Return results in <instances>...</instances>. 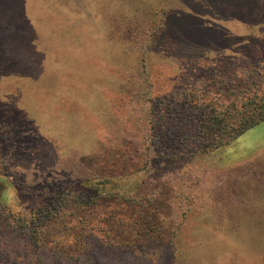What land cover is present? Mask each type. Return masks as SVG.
<instances>
[{"label":"rangeland","instance_id":"obj_1","mask_svg":"<svg viewBox=\"0 0 264 264\" xmlns=\"http://www.w3.org/2000/svg\"><path fill=\"white\" fill-rule=\"evenodd\" d=\"M193 1L211 8L0 0V264H264V121L197 152L177 110L230 70L183 60L196 51L181 37L263 36L264 0L252 17ZM184 4L216 25L206 37L176 20ZM45 208L60 215L34 222Z\"/></svg>","mask_w":264,"mask_h":264},{"label":"trees","instance_id":"obj_2","mask_svg":"<svg viewBox=\"0 0 264 264\" xmlns=\"http://www.w3.org/2000/svg\"><path fill=\"white\" fill-rule=\"evenodd\" d=\"M209 1H214L216 4L220 2L223 4L225 3L232 7L233 11H237L240 14H245L249 17H252L255 10L261 8L259 0H236L235 2L231 0ZM189 2L194 4L195 7L206 6L211 8L210 5H201L193 0H189ZM184 5L187 8V11H180L179 13L174 14L176 20H179L180 22L182 21L188 25L192 31L198 32L197 38L198 35L199 37H206L208 35V28L216 27V25H205L200 21V18L198 19L194 16V13L196 12L191 5ZM243 8H246V10L242 11ZM209 14L212 15V11L209 12ZM231 16L232 14L228 18H222V20H230ZM232 17L239 19L236 16ZM250 19L251 18L243 19V21H249ZM254 23L253 25H264V22ZM261 29L262 30H258V33L264 34V26ZM232 37L233 36L229 33H223L219 36V41L214 44L200 46H197L198 44L196 45V42L191 43L187 37H181V39L183 38L185 41V47L196 51L191 56H181L183 60L187 62L193 60L197 65V61L204 62L208 59L207 55L211 54L212 59L210 63H226L227 69L230 68L227 72L228 75H225L226 77L220 76V74H217V76L214 77L215 81L211 82V86L208 90L202 93L204 96H195L193 94L194 92H191V94H188L187 92V96L185 93L180 94L182 101L181 103H178L179 108L177 110L179 111L184 104H187L190 110V124H193L198 131H202L200 133L197 132L199 137H203L201 138L202 142L199 143L201 148H199L197 152L214 151L222 148L235 140L246 130L264 121V92L262 91V87H264V35L259 36L256 39L247 37V39H242L243 41L241 40L236 43H231L230 38ZM236 47L240 48L236 49ZM226 52H228V54ZM169 56L172 57V55ZM239 84L240 86H238ZM208 93L210 96H208ZM220 100L226 104H219ZM172 118L173 121L178 119L177 121L182 124L178 115L173 114ZM1 123H8V121L1 120L0 124ZM2 127L6 129L8 126ZM162 143H160L161 146H164L165 143ZM14 156L15 155L13 154L9 156L8 162L11 168L17 167V164H11ZM50 174L53 173L50 172ZM85 179H82V181L86 182ZM82 181L77 182L78 186H83L81 183ZM82 191L85 192L84 189ZM68 195L69 194L66 193L65 198ZM53 196L57 197V201L64 198L63 195L59 194H53ZM91 197L93 198L94 196ZM77 202L80 203L81 201ZM87 203L88 200H84L81 204L84 206L87 205ZM37 212L38 217H35V220H33L34 222L55 219V217L60 215L54 208H45L37 210ZM142 255L144 256L145 253L143 252ZM149 255L151 254L149 253Z\"/></svg>","mask_w":264,"mask_h":264}]
</instances>
